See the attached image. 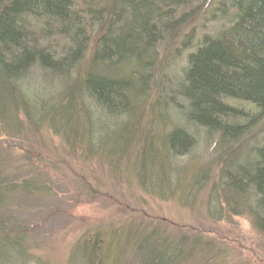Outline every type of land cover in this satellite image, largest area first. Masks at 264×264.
Listing matches in <instances>:
<instances>
[{"label": "trees", "instance_id": "1", "mask_svg": "<svg viewBox=\"0 0 264 264\" xmlns=\"http://www.w3.org/2000/svg\"><path fill=\"white\" fill-rule=\"evenodd\" d=\"M207 1L0 0V126L16 133L22 115L111 170L131 154L143 191L150 186L162 198L181 192L182 201L203 192L210 221L243 216L264 237V128L252 132L264 122V0H221L210 16L219 28L198 38L178 79H156L155 63ZM188 43L185 37L182 46ZM150 96L143 129L138 102ZM170 110L182 120L178 129ZM102 127L115 150L93 138ZM198 135L219 142L222 154L199 169L173 165ZM42 191L0 161V264H26L27 233L14 208ZM98 244L80 248L91 264L106 261L102 249L112 241ZM120 245L122 255L107 264H132L130 254L133 264H216L228 256L200 235L157 228L131 233Z\"/></svg>", "mask_w": 264, "mask_h": 264}, {"label": "rangeland", "instance_id": "2", "mask_svg": "<svg viewBox=\"0 0 264 264\" xmlns=\"http://www.w3.org/2000/svg\"><path fill=\"white\" fill-rule=\"evenodd\" d=\"M220 2L208 0L198 8L196 6L193 13L196 17L190 26L176 37L163 61L155 63L156 79L166 75L178 79L183 59L193 51L198 38L219 28L210 16ZM185 37L189 38L187 47L182 46ZM173 58L178 59L174 61ZM166 87L164 84V89ZM151 98L144 97L138 102V108L143 103L140 110L143 129L149 127ZM169 112L175 129L180 128L178 124L182 120L178 112ZM19 116L21 120L16 133L0 126V161L7 173L19 181H34L43 190L32 198H21L22 201L18 200L14 208V217L20 219L27 233L26 264H91L85 260L80 248L85 242L95 239L104 245L112 241L108 252L106 246L102 249L106 260L102 264H107L108 260H116V256L122 255L117 249L122 250L124 245L120 244L128 240L129 234L156 228L173 236L200 235L211 241L216 249L228 253L227 258L222 257V261L216 264H264V237L252 229L246 217L212 222L206 216L205 193L189 195V199L187 196L182 201L181 192L182 195L178 193L162 198L148 185L150 193L143 191L138 182L139 169L131 154L111 170L97 158L85 161L79 150L65 146L52 131L46 127L34 129L22 115ZM258 127L263 129L264 122L254 127L252 132H258ZM164 130L167 132L169 127ZM108 131L109 127L97 128L93 138H106L107 144L114 147L116 142L109 137ZM200 135L196 136L188 155L175 157L173 165L187 163V167L199 169L207 165L215 154H222L218 153L219 142L209 137L199 138ZM159 137H164L161 131ZM161 145L164 150L163 143ZM125 252L126 255L131 253L129 250ZM131 256L128 255V260L133 264ZM12 264H20V261L14 258Z\"/></svg>", "mask_w": 264, "mask_h": 264}]
</instances>
